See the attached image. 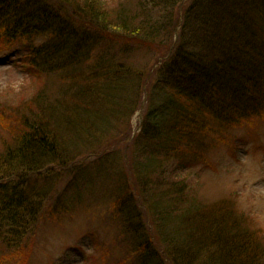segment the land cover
I'll return each instance as SVG.
<instances>
[{"label":"trees","instance_id":"obj_1","mask_svg":"<svg viewBox=\"0 0 264 264\" xmlns=\"http://www.w3.org/2000/svg\"><path fill=\"white\" fill-rule=\"evenodd\" d=\"M15 43L36 90L0 107L3 250L24 264L43 220L81 210L114 233L110 264H264L234 200L185 175L223 126L264 117V0H0Z\"/></svg>","mask_w":264,"mask_h":264},{"label":"rangeland","instance_id":"obj_2","mask_svg":"<svg viewBox=\"0 0 264 264\" xmlns=\"http://www.w3.org/2000/svg\"><path fill=\"white\" fill-rule=\"evenodd\" d=\"M18 46L15 43L8 48L0 50V107L13 110L22 100V96H28L35 88L31 83L25 68L9 62L8 58L17 55L12 48ZM10 50V51H9ZM6 52V53H5ZM15 52V53H12ZM127 55L135 57L136 61L142 60L143 54L137 50L135 53L127 51ZM12 56V57H11ZM15 58V57H13ZM140 97V96H139ZM141 102V103H140ZM146 100L142 97L138 107L131 116H128L126 125L120 139L124 136V143L132 141L140 132V123L146 110ZM128 112V111H127ZM210 142L200 150L209 158L208 167L196 166L185 172L192 184L196 187L201 200L212 203L226 198L234 200L236 207L243 213L245 222L258 231L264 241V117L253 124L244 122L240 125L223 126L213 136ZM123 146V145H122ZM126 145V149H128ZM123 155L129 156L126 150ZM129 160V159H128ZM128 171V165L126 164ZM96 196L98 194H95ZM97 219H86L78 214L74 218L66 217L62 224H53L43 220L28 239L24 248V264H110L106 250L108 245L101 244L106 235L108 243L115 240L114 233L106 224L98 231L100 245L95 251V238L86 232L82 226L99 225ZM0 244V264H16L18 257L8 254L14 249L5 251ZM114 252L120 254L118 242H114Z\"/></svg>","mask_w":264,"mask_h":264}]
</instances>
